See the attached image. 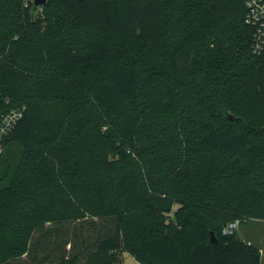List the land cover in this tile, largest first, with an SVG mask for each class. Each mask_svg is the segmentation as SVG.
I'll use <instances>...</instances> for the list:
<instances>
[{"label":"trees","instance_id":"obj_1","mask_svg":"<svg viewBox=\"0 0 264 264\" xmlns=\"http://www.w3.org/2000/svg\"><path fill=\"white\" fill-rule=\"evenodd\" d=\"M245 1L0 0V264H260L223 233L264 220Z\"/></svg>","mask_w":264,"mask_h":264},{"label":"built area","instance_id":"obj_2","mask_svg":"<svg viewBox=\"0 0 264 264\" xmlns=\"http://www.w3.org/2000/svg\"><path fill=\"white\" fill-rule=\"evenodd\" d=\"M245 21L252 29V52L264 56V0H246ZM24 106H13L11 100L0 93V159L2 158L9 137L18 122L24 116ZM238 221L231 222L223 229V233L236 232Z\"/></svg>","mask_w":264,"mask_h":264},{"label":"rangeland","instance_id":"obj_3","mask_svg":"<svg viewBox=\"0 0 264 264\" xmlns=\"http://www.w3.org/2000/svg\"><path fill=\"white\" fill-rule=\"evenodd\" d=\"M19 145L15 142L10 141L6 146V154L8 158H15L19 153ZM3 167L0 166V172H2ZM237 231L244 239H249L261 250L260 264H264V220H251L249 222H244L240 224ZM116 253V252H114ZM121 264H140L135 261L133 257L124 253Z\"/></svg>","mask_w":264,"mask_h":264},{"label":"water","instance_id":"obj_4","mask_svg":"<svg viewBox=\"0 0 264 264\" xmlns=\"http://www.w3.org/2000/svg\"><path fill=\"white\" fill-rule=\"evenodd\" d=\"M47 0H33V4L35 7H40V6H43L45 3H46ZM228 118L230 120H233V119H238L236 118L232 113H228ZM235 235H236V239L237 240H240L241 239V235L239 234V232L236 230L235 232ZM211 242H215V237L213 235V233H211V238H210ZM116 264H120V263H116Z\"/></svg>","mask_w":264,"mask_h":264},{"label":"crops","instance_id":"obj_5","mask_svg":"<svg viewBox=\"0 0 264 264\" xmlns=\"http://www.w3.org/2000/svg\"><path fill=\"white\" fill-rule=\"evenodd\" d=\"M241 238L243 239V240H246L248 243H253V242H251V240H249V239H244L243 237H242V235H241ZM254 244V243H253ZM260 249V248H259ZM260 253H261V250H260ZM261 258V257H260ZM134 259V258H133ZM135 260V259H134ZM136 261V260H135ZM138 262V261H137Z\"/></svg>","mask_w":264,"mask_h":264}]
</instances>
